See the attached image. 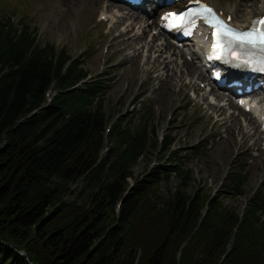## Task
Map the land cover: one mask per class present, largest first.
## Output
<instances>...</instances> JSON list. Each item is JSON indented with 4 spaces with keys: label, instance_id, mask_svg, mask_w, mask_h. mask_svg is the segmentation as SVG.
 <instances>
[{
    "label": "trees",
    "instance_id": "trees-1",
    "mask_svg": "<svg viewBox=\"0 0 264 264\" xmlns=\"http://www.w3.org/2000/svg\"><path fill=\"white\" fill-rule=\"evenodd\" d=\"M22 19L0 16V264H264V190L241 213L191 193L172 141L151 143L142 119L105 137L106 78L86 82L77 58L39 43ZM157 149L170 164L130 186ZM244 185L236 172L226 189L240 196Z\"/></svg>",
    "mask_w": 264,
    "mask_h": 264
},
{
    "label": "rangeland",
    "instance_id": "rangeland-1",
    "mask_svg": "<svg viewBox=\"0 0 264 264\" xmlns=\"http://www.w3.org/2000/svg\"><path fill=\"white\" fill-rule=\"evenodd\" d=\"M95 2L96 0H0V16L12 17V21L18 26L25 16L30 27L37 30L39 43L53 44L58 51L65 50L67 56L77 58L90 78H106L108 86L103 111L108 118L107 128L111 125L113 127L120 120L138 127L141 117H145L144 123L152 130L149 140L151 143L158 140L159 135L173 140V150L181 157V166L190 171L191 193L199 189L211 196L220 195L226 204L244 212L248 201L264 180V142L255 147L254 140L249 139L242 147H237V144L236 148L228 150L224 141L228 127L210 118L204 105L196 106L197 99L192 97L193 89L190 87L186 89L189 100L182 105L185 101L178 90L183 82L188 85L195 82V79L185 78L182 82L177 79L175 93H171L168 88H163V72L157 69L149 71L150 68L143 66L145 52L140 59V65L144 68H138L135 72L131 70L133 63L130 59L134 51L125 49L123 55V43L118 37L126 25L111 31V21L108 22L113 16L119 15V10L114 9L111 14H107V20L103 22V11L93 5ZM123 56L126 59L122 62ZM198 83L195 86L200 89ZM164 91L171 96L166 98ZM55 96L56 90L51 89L45 106ZM140 96H143L140 101L145 103L146 116L143 112L140 113ZM231 112L232 110L227 109V114L230 115ZM238 119L244 125L240 117ZM105 142L107 150L110 142L107 139ZM168 156L169 154L165 156L157 149L142 157L133 167L130 186L134 181L141 180L152 167L168 166ZM235 172H241L245 177L243 194L240 196L226 189ZM177 187L178 178L173 175L163 187V193L172 192Z\"/></svg>",
    "mask_w": 264,
    "mask_h": 264
},
{
    "label": "bare ground",
    "instance_id": "bare-ground-1",
    "mask_svg": "<svg viewBox=\"0 0 264 264\" xmlns=\"http://www.w3.org/2000/svg\"><path fill=\"white\" fill-rule=\"evenodd\" d=\"M148 0H145L147 2ZM216 7L224 16H231L232 23L239 27H246L249 25L250 20L254 16L264 14V0H229L225 3L216 0H202ZM247 1V2H246ZM93 4V3H92ZM99 7L103 11L102 14H111L112 11L117 8L119 9L120 15L111 26V31L117 29L120 26L126 25V28L119 34V38L123 43L121 53L124 55L125 49H133L135 52L134 56L130 59L132 69L134 72L138 68H147L149 71L157 69L159 72H163L165 79L163 81V88H168L171 93H175L176 80L183 81L186 76L197 74L198 79H204L205 74L198 67H195L193 63L183 60L177 61L176 57H184L182 50L174 46L169 40L163 41L160 44L157 43L159 40L160 32L157 35L150 36L152 27L158 28L159 21L157 19L158 10L157 7L147 11L145 14H141L138 11H133L128 8H123L120 5H116L111 0H96L93 4ZM144 7V6H143ZM141 11V10H140ZM115 16L109 22L113 21ZM137 30V32H135ZM146 50L148 53L143 66L140 65L141 56ZM188 54V53H187ZM154 55V57H152ZM193 56V55H192ZM126 57L123 56L122 62L125 61ZM146 69V70H147ZM188 85L184 82L181 84L178 92L183 94V100L185 101L182 105L188 102L187 89ZM165 97L168 98L171 95H166V91L163 92ZM213 96L216 99L215 103L207 105V109L210 114V118L216 119L217 123L225 124L228 127L227 136L224 139L226 142V148L232 150L233 147H242L247 143L249 139H254V143L261 140L260 131L255 119L250 115L255 113L263 114L264 110L260 107H253L249 113L244 112L237 104H234L228 99V104L234 109V113L230 116L225 114L226 104H222L221 101L226 97L218 93ZM200 99L206 103L208 100L207 95H199ZM172 99V98H171ZM237 111V115L235 112ZM250 114V115H249ZM244 117L247 122V126H243L238 117ZM259 118L257 115H255ZM251 128L250 131H248ZM253 131V133H252ZM239 138V139H238Z\"/></svg>",
    "mask_w": 264,
    "mask_h": 264
},
{
    "label": "snow or ice",
    "instance_id": "snow-or-ice-1",
    "mask_svg": "<svg viewBox=\"0 0 264 264\" xmlns=\"http://www.w3.org/2000/svg\"><path fill=\"white\" fill-rule=\"evenodd\" d=\"M196 7L183 13H168L166 20L171 21V26L180 28L185 24L194 26L195 18L202 19L209 25L212 31V52L217 59L226 51L231 50L233 45L240 48L250 47L264 53V16L254 20L252 26L247 30L234 28L228 22L202 0H193ZM231 19V17H229ZM237 60L239 56L235 57ZM259 70L264 71V58L258 61Z\"/></svg>",
    "mask_w": 264,
    "mask_h": 264
}]
</instances>
